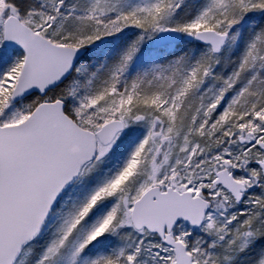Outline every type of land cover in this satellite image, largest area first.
Wrapping results in <instances>:
<instances>
[{"label":"snow or ice","instance_id":"snow-or-ice-1","mask_svg":"<svg viewBox=\"0 0 264 264\" xmlns=\"http://www.w3.org/2000/svg\"><path fill=\"white\" fill-rule=\"evenodd\" d=\"M0 264H264V0H0Z\"/></svg>","mask_w":264,"mask_h":264}]
</instances>
